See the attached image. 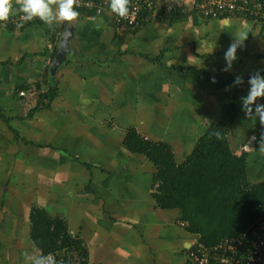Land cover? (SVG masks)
<instances>
[{"label":"crops","instance_id":"0c3cea01","mask_svg":"<svg viewBox=\"0 0 264 264\" xmlns=\"http://www.w3.org/2000/svg\"><path fill=\"white\" fill-rule=\"evenodd\" d=\"M12 3L0 27V264L42 256L31 238L34 209L66 223L87 264H190L185 252L197 236L178 210L158 206L157 169L125 147V135L134 128L182 163L209 127L223 124L235 154L249 148V182H263L264 124L245 117L240 98L249 76L264 75V24L190 16L130 33L109 14H79L71 26L49 27L15 23L22 12ZM67 27L71 52L53 75ZM241 32L238 59L223 71ZM237 76L243 83L234 86ZM50 88L55 97L41 108Z\"/></svg>","mask_w":264,"mask_h":264},{"label":"trees","instance_id":"16d2710c","mask_svg":"<svg viewBox=\"0 0 264 264\" xmlns=\"http://www.w3.org/2000/svg\"><path fill=\"white\" fill-rule=\"evenodd\" d=\"M75 10L85 16H99ZM168 15L169 19L162 22L196 17L194 11L178 5ZM34 22L39 19L28 21V24ZM123 29L135 33L139 28ZM55 94L54 88L41 94L38 98L44 104L41 108L49 106ZM124 145L130 152L144 155L156 167L155 183L159 186L155 200L158 206L164 210H178L187 232L197 236L194 245L185 252L190 264L194 262L188 253L197 249L198 244L210 250L225 241L237 245L238 239L243 243L248 237L262 235L264 181L249 182L248 155L246 152L238 155L231 150L229 130L225 125L209 127L182 163L177 162L163 143L145 140L134 128L128 129ZM31 229V238L42 256L74 251L85 260L82 264H87L85 247L69 234L63 220L52 219L44 210L34 209ZM65 264H71L68 258H65Z\"/></svg>","mask_w":264,"mask_h":264},{"label":"built area","instance_id":"2783aa9c","mask_svg":"<svg viewBox=\"0 0 264 264\" xmlns=\"http://www.w3.org/2000/svg\"><path fill=\"white\" fill-rule=\"evenodd\" d=\"M77 4L78 7L74 5L75 9L83 12H92L99 16L111 15L113 25L117 28L135 29L153 21H165L169 19L168 14L176 5L187 7L205 21L235 17L254 24H264V0H129L130 12L124 18L110 10V0H77ZM22 15L23 13H20L17 16L15 23L23 21ZM20 95L25 96L26 92H21ZM253 140L254 137L250 142ZM244 151H249V148L245 146ZM182 225L184 226L183 223ZM261 230L262 235L248 237L243 243L238 239L237 245L225 241L209 250L198 244L197 249L188 253V257L194 264H264V223ZM49 255L53 257L55 264H65V258H68L71 264H82L85 261L74 251H58ZM72 259L78 262H71Z\"/></svg>","mask_w":264,"mask_h":264},{"label":"clouds","instance_id":"9594fccd","mask_svg":"<svg viewBox=\"0 0 264 264\" xmlns=\"http://www.w3.org/2000/svg\"><path fill=\"white\" fill-rule=\"evenodd\" d=\"M16 3L19 6V11L23 13L21 17L23 21L28 22L38 18L49 27L57 22H67L71 26V23L79 16V12L74 7V5L78 7L77 0H16ZM109 7L114 14L121 18L128 16L130 12L129 0H110ZM13 14L12 0H0V27H3L10 15ZM246 37V33L241 32L229 45L224 53L225 67L223 71H229L232 68V64L238 59L237 48ZM213 82H215L214 79ZM242 83L243 78L240 76H237L233 81L234 86ZM247 83L249 85L247 95L240 98L241 110L246 118H258L260 123L264 124V103L259 102V98H264V75L259 73L251 75ZM259 149L264 152V134H262ZM25 258L30 261V264H55L51 255L30 256L25 253Z\"/></svg>","mask_w":264,"mask_h":264},{"label":"water","instance_id":"95a60500","mask_svg":"<svg viewBox=\"0 0 264 264\" xmlns=\"http://www.w3.org/2000/svg\"><path fill=\"white\" fill-rule=\"evenodd\" d=\"M73 37V33L71 28L67 27L65 32L60 38L59 42V52L52 63L50 67V73L55 74L57 70L60 68L61 65H63L68 58V54L71 52V47H70V40Z\"/></svg>","mask_w":264,"mask_h":264},{"label":"rangeland","instance_id":"374dc122","mask_svg":"<svg viewBox=\"0 0 264 264\" xmlns=\"http://www.w3.org/2000/svg\"><path fill=\"white\" fill-rule=\"evenodd\" d=\"M180 216H181V214L179 213V217H180ZM72 257H73V256H72ZM74 257H75V256H74ZM71 262L77 263L78 261H77V260L74 261V260L72 259Z\"/></svg>","mask_w":264,"mask_h":264}]
</instances>
